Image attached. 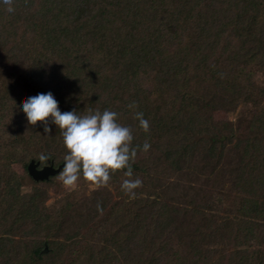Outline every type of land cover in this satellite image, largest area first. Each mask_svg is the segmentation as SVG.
I'll return each mask as SVG.
<instances>
[{"label":"trees","instance_id":"trees-1","mask_svg":"<svg viewBox=\"0 0 264 264\" xmlns=\"http://www.w3.org/2000/svg\"><path fill=\"white\" fill-rule=\"evenodd\" d=\"M12 4H0V248H16L0 264H264V0ZM49 91L61 112L108 109L131 129L132 176L110 171L115 193L46 205L56 174L35 181L27 165L66 149L50 117L45 133L20 105ZM239 104L247 117L214 119ZM138 176L129 198L120 184Z\"/></svg>","mask_w":264,"mask_h":264},{"label":"clouds","instance_id":"clouds-1","mask_svg":"<svg viewBox=\"0 0 264 264\" xmlns=\"http://www.w3.org/2000/svg\"><path fill=\"white\" fill-rule=\"evenodd\" d=\"M0 4L5 5L8 12L13 11L12 0H0ZM129 107L135 108V102ZM20 109L29 125L41 121L47 133L49 128L45 118L50 117L51 123L60 130L66 152L62 158L63 167L55 176L68 189L75 187L77 180L81 178L95 186L105 185L110 171L121 168L125 169V177L132 176V165L128 163L135 155V147L130 149L132 131L127 125L116 121L115 111L89 109L82 115L72 110L61 112L50 91L27 97ZM133 116L139 128L147 131L149 125L143 113L135 111ZM149 147L147 141L140 145L144 151ZM48 157L50 156L41 153L36 158L41 164H45ZM141 183L139 178L124 179L120 188L129 198H133L136 195L134 189ZM97 207L99 210V205Z\"/></svg>","mask_w":264,"mask_h":264},{"label":"rangeland","instance_id":"rangeland-1","mask_svg":"<svg viewBox=\"0 0 264 264\" xmlns=\"http://www.w3.org/2000/svg\"><path fill=\"white\" fill-rule=\"evenodd\" d=\"M256 80H257V82L260 85H264V76H257ZM248 108L249 107L245 106L244 104H239L237 106V108H235L233 111H222V110L221 111H217V112L214 113V119L216 121H232V122H235L237 119H239V118L243 119V118L247 117V115H249V109ZM243 127H245V124H243ZM139 154L143 155L142 153H139ZM60 157L61 156H59L56 159V161H59ZM151 158H153V157L151 156L150 153L147 152L145 154L144 159H148L147 161H150ZM51 161L53 163V160H51ZM51 161L49 163H45L43 165L50 164ZM57 164H59V162L58 163L55 162L54 166L56 167ZM14 170L16 172H18L19 174H23V169H22V167H20V164H17V165L15 164L14 165ZM142 171H144L143 168H142ZM137 178H139L141 180L140 176H138ZM111 179H112V177L109 175L110 182L108 180V182L105 185H102V186H95L91 182H86L85 180L78 179L76 184H75V187H73L72 189H68L55 176L53 178V180H52L50 185H48V186L47 185H40V186H41V188H45V187L47 188L46 194H47L48 197L46 198V202L45 203H46V205H49L52 201L59 200L60 198H62L65 195H72L73 196L74 192L76 193V196L83 195V192L87 191V189H88V191H90V190H93V189L97 188L98 190H101V189L102 190H107V191L109 190L111 193H115V189H116V191L118 190V188L116 186L117 183H115ZM143 180H144V182L147 183V179L146 178H144ZM25 188L28 189L29 188L28 185H26L24 187V189ZM165 197H166L167 201L168 200H172L173 198H176V197H174L171 194H166ZM175 201H177V200H175ZM210 206L212 208H215V209H221L223 207V203L220 202L218 200V198H214L213 202L211 203ZM227 206H229V205H227ZM146 220L144 222L148 223L149 222V218H148V221H146ZM4 227H5V225H4ZM66 230L67 229L62 230L60 232L59 236L63 237L65 235V233H66ZM85 235L87 236V232H85ZM6 247H7V250H5ZM25 247H26V244H24V246L20 245V247L18 248V251L20 252ZM45 247L47 249L45 248L44 249L45 252L44 251L43 252L47 253L48 247L47 246H45ZM9 248H11V251L15 250V248H16L15 243L14 244H12V243L10 244L9 242H6L5 244H3L1 246L0 251H1V253L3 255L7 254L9 252L8 255H7V257H9V255L11 254L10 251H9ZM11 258H12V256H11Z\"/></svg>","mask_w":264,"mask_h":264},{"label":"water","instance_id":"water-1","mask_svg":"<svg viewBox=\"0 0 264 264\" xmlns=\"http://www.w3.org/2000/svg\"><path fill=\"white\" fill-rule=\"evenodd\" d=\"M39 161L31 160L27 165V172L31 176V178L35 181H41L47 179L49 176H53L62 169L63 163L61 162L56 167L53 166L52 162L47 165H42L39 167ZM45 251V250H44Z\"/></svg>","mask_w":264,"mask_h":264}]
</instances>
